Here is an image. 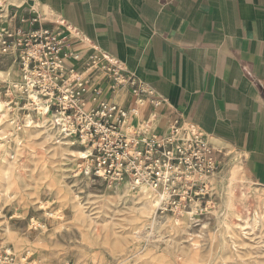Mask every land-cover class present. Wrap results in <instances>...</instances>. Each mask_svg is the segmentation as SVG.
I'll use <instances>...</instances> for the list:
<instances>
[{
  "label": "rangeland",
  "instance_id": "rangeland-1",
  "mask_svg": "<svg viewBox=\"0 0 264 264\" xmlns=\"http://www.w3.org/2000/svg\"><path fill=\"white\" fill-rule=\"evenodd\" d=\"M10 7L0 0V26ZM15 76L11 58L0 54V78ZM11 117L0 111V248L28 256L29 264H264V186L238 152L220 151L207 203L190 218L157 212L149 187L142 195L141 187L85 176L81 157L70 152L84 153L81 146L51 126L44 137L36 114L20 129ZM144 202L148 214L140 212Z\"/></svg>",
  "mask_w": 264,
  "mask_h": 264
},
{
  "label": "crops",
  "instance_id": "crops-1",
  "mask_svg": "<svg viewBox=\"0 0 264 264\" xmlns=\"http://www.w3.org/2000/svg\"><path fill=\"white\" fill-rule=\"evenodd\" d=\"M17 1V2H16ZM8 25L39 15L51 28L68 25L67 48L112 55L163 101L148 99L139 118L158 131L174 121L198 126L219 150L240 154L264 186V0H6ZM12 11V10H11ZM35 25H38L35 23ZM103 96L133 104L128 85ZM214 176V175H213Z\"/></svg>",
  "mask_w": 264,
  "mask_h": 264
},
{
  "label": "built area",
  "instance_id": "built-area-1",
  "mask_svg": "<svg viewBox=\"0 0 264 264\" xmlns=\"http://www.w3.org/2000/svg\"><path fill=\"white\" fill-rule=\"evenodd\" d=\"M41 18L44 14L0 26V54L11 58L16 69L15 78H0V111L13 115L10 123L16 129L31 113L49 115L61 140L84 149L79 168L85 176L108 187H149L157 212L194 218L207 203L208 178L221 166L219 150L191 122L174 121L158 131L150 118L141 120L139 106L146 99L157 106L163 98L96 47L77 66L82 56L67 48L68 25L46 27ZM94 72L110 91L128 85L133 104L124 107L105 98ZM28 258L0 248V264H29Z\"/></svg>",
  "mask_w": 264,
  "mask_h": 264
},
{
  "label": "bare ground",
  "instance_id": "bare-ground-1",
  "mask_svg": "<svg viewBox=\"0 0 264 264\" xmlns=\"http://www.w3.org/2000/svg\"><path fill=\"white\" fill-rule=\"evenodd\" d=\"M17 2V1H16ZM0 106H1V104H0ZM32 114V113H31ZM31 114H29V116H27V118H26V122L29 124V123H31L32 122V118H31ZM34 114H36V115H38V125L43 129V133L45 134L44 135V137H47V136H50V135H52L51 134V132H52V129L51 128H49V115H45L43 112H41V111H39V112H36V113H34ZM3 116H4V114H3ZM27 124V126H29ZM32 129V128H31ZM32 134V133H31ZM55 137H57V135L55 134ZM58 138V137H57ZM58 141V140H57ZM58 142H60V140L58 141ZM60 144H64V145H68L69 146V144L67 143V142H60V143H58V146L59 147H62ZM66 148H68V147H66ZM66 150H68V149H66ZM70 152H72V153H74V154H77L78 156L77 157H82L83 155H84V153L82 152V151H70ZM5 166V165H4ZM11 167H10V164H7V166H5L4 167V169L5 170H9ZM3 169V168H2ZM5 172V171H4ZM212 176V175H211ZM144 187H146V186H141V188H140V191L142 192V195H143V193L145 194V192H146V190H145V188ZM121 190H122V192H124V193H127L128 192V190L126 189V188H121ZM261 195L260 194H258L257 195V197H260ZM150 209H151V207L149 206V203H147V202H144V203H142V206H141V209H140V212L142 213V214H148L149 213V211H150ZM238 216V215H237ZM236 216V217H237ZM184 222V221H183ZM157 224H160V222H158ZM238 225V224H237Z\"/></svg>",
  "mask_w": 264,
  "mask_h": 264
}]
</instances>
